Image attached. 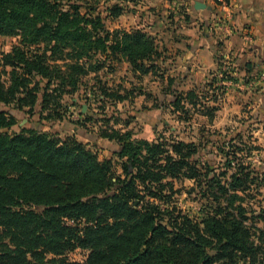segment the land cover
<instances>
[{
	"label": "trees",
	"instance_id": "obj_1",
	"mask_svg": "<svg viewBox=\"0 0 264 264\" xmlns=\"http://www.w3.org/2000/svg\"><path fill=\"white\" fill-rule=\"evenodd\" d=\"M89 1L0 0V37H19L10 52L0 53V67L9 75L8 84L0 80V103L33 113L40 99L37 112L52 111L49 116L58 119L64 96L77 91L90 72L112 70L120 55L134 72H155L159 52L153 38L140 30L107 29L100 10L83 6ZM106 9L113 18L123 7L114 3ZM232 72L231 66L222 70L221 79L234 80ZM216 81L212 77L205 86L214 101L224 88ZM100 87L101 109L130 100L134 91ZM202 92L191 90L186 99L196 104ZM183 99L176 92L172 112L188 121ZM83 116L76 126L101 121L98 135L121 145L117 156L123 177L111 159H100L75 135L4 130L15 119L0 110V264H264V213L262 228L249 226L242 201L233 202L254 178L243 164L229 171L230 158L240 151L261 150L250 125L215 145L223 153L224 169L204 183L224 196L207 194L202 216L190 218L167 203L163 188L173 185L184 161L201 162V144L174 138L168 127V136L136 139L109 126L114 116ZM165 178L170 180L164 183ZM75 248L88 251L85 260L63 257Z\"/></svg>",
	"mask_w": 264,
	"mask_h": 264
},
{
	"label": "crops",
	"instance_id": "obj_2",
	"mask_svg": "<svg viewBox=\"0 0 264 264\" xmlns=\"http://www.w3.org/2000/svg\"><path fill=\"white\" fill-rule=\"evenodd\" d=\"M108 1L123 7L117 17L108 15L106 7L112 5L107 4ZM99 2L104 5L100 12L107 29L140 30L153 38L154 47L159 52L154 61L155 72L150 70L144 74L134 72L124 56L114 60V69L123 65L124 73L130 74L134 82L130 87L120 89V92L125 88L133 89L131 99L117 103L130 104L135 107L136 114L127 116V119L121 118L120 114V117L109 121L110 127L120 132L129 131L133 138L151 142L158 136L154 135L155 129L166 124L169 117L175 120L176 127L192 130L191 134L174 138L215 146L220 139L231 136L234 130L250 125L254 128L252 133H255L253 143L263 147L260 137L264 131V0H224V4L217 0ZM217 55H222V58L217 59ZM225 64L233 68L231 76L234 80L221 79L218 75ZM143 77L144 83L141 81ZM212 77L217 80L214 85L224 86L217 101L212 99L213 91H206L205 87ZM137 81L147 89L138 86ZM191 90H202V101L190 103L186 97ZM176 92L184 96L183 103L189 111L188 121L178 120L172 112ZM138 99L140 105H137ZM40 107L41 100L38 99L35 111ZM86 110L82 111L80 119ZM71 126L69 129L74 133L66 135H75L89 147L99 137L95 133L84 134L82 128L75 124ZM134 131H137L136 136ZM165 131L166 128L162 133Z\"/></svg>",
	"mask_w": 264,
	"mask_h": 264
},
{
	"label": "rangeland",
	"instance_id": "obj_3",
	"mask_svg": "<svg viewBox=\"0 0 264 264\" xmlns=\"http://www.w3.org/2000/svg\"><path fill=\"white\" fill-rule=\"evenodd\" d=\"M90 4L82 3L83 6L87 9L90 6L96 8L98 10H103L104 5L102 2H94L93 0L89 1ZM107 4H112L109 1ZM19 42V37L17 36H1L0 37V53L1 52H10L17 43ZM53 65V64H52ZM3 71V68L0 67V80L5 85L8 84L9 75ZM132 76L124 73V67L121 65L118 69L109 70L107 68H102L98 73H89L87 76L82 78L81 84L79 85L77 91L72 94H66L64 99L62 100V109L59 107L57 110L61 112V116L58 119L53 118L54 112H46V114L41 115L37 111L33 113H25L13 105H4L0 103V110H4L12 115L15 119V123L7 129L8 132L13 133L20 131L22 128L32 129L35 131H46L50 134L59 135L61 138H64L66 134L74 133L72 131V124L75 123L76 120L80 119V115L83 110V105L86 112L89 115H93L94 119H98L100 116L105 113L108 118L120 117L127 119V116H133L136 114L135 107L132 108L130 104H118L116 101V105H111L110 102L107 103V106L104 109H101V102L98 101L97 95L99 93L100 86H105L108 88V92H115L118 90L117 88H121L123 86L130 87L134 82L131 80ZM144 83V77L141 79ZM141 81H137V85L147 89V86L140 83ZM136 85V86H137ZM148 85V82H147ZM103 89V88H101ZM141 102L138 99L137 105H140ZM136 105V106H137ZM51 117V118H50ZM84 119V116L83 118ZM251 123H254L252 121ZM104 127L101 121H92L86 123L84 126H78L82 128L84 134L91 135L95 133L98 135L99 127ZM76 125V124H75ZM169 126L170 132H172V136L174 137H183L187 134H191L192 130H189L188 127L183 130L178 126L173 118H167L166 124H162L158 129H155L154 135L163 134L162 132L165 128ZM175 127V129H174ZM76 128V127H75ZM134 128V126H133ZM136 129L139 130L136 125ZM246 127L244 126L242 130ZM254 129V128H252ZM136 132L134 134L136 136ZM253 132V130H251ZM174 133V134H173ZM166 136L169 134L168 131H165ZM255 133H251L254 136ZM262 136L261 143L263 147L261 151L257 152L254 149H251L249 153L245 150L240 151L236 156V159L230 158L232 160L231 167L229 169L230 172L235 171L239 164H243V166L247 167V171L249 170L252 173V177L254 180L247 184V190L242 193L238 192V195L241 196L240 199H233V202L242 201L243 206L246 209L244 216L248 221V225L252 227L262 228V215L264 211V131L261 132ZM99 136V135H98ZM100 137V136H99ZM99 137L94 139V143L91 145L92 151H94L99 158H111L112 165L114 171L123 177L121 168H120V158L115 154L121 150V145L114 141L107 142L105 140H101ZM83 140V137H78ZM250 143V142H249ZM251 146H254L250 143ZM201 162L194 161L192 157L186 161L184 164H180L179 173L180 175L177 179L173 180V185L170 187L166 186L163 188L164 194H167L166 199L167 203L172 202L171 206H174L176 211H182L183 214L188 215L190 218L200 217L203 214L204 204H206V200L208 199L206 196L209 194L210 196H219L222 198L224 192L220 191L213 185L210 188L206 187L205 181L209 180V176L214 173H219L224 169V158L223 153L219 152L218 146L213 145H201L200 149ZM247 154V155H246ZM196 157V156H195ZM196 170V171H195ZM187 174H192L195 177H189ZM169 178H165L163 182L169 181ZM222 181H227L228 177L225 176L221 178ZM223 184L225 182H222ZM168 187V188H167ZM206 191L205 197L202 196L201 191ZM236 204V203H234ZM39 210V208H38ZM87 250H83L80 248H75L66 252L63 257L71 260V261H83L86 258ZM52 255H48L47 258H51ZM143 264H148L147 262H143ZM157 264H159L157 260Z\"/></svg>",
	"mask_w": 264,
	"mask_h": 264
},
{
	"label": "built area",
	"instance_id": "obj_4",
	"mask_svg": "<svg viewBox=\"0 0 264 264\" xmlns=\"http://www.w3.org/2000/svg\"><path fill=\"white\" fill-rule=\"evenodd\" d=\"M217 2L224 4V0H217ZM226 68H227V65L225 64L223 66V70H226ZM218 75L221 76V73H219Z\"/></svg>",
	"mask_w": 264,
	"mask_h": 264
},
{
	"label": "water",
	"instance_id": "obj_5",
	"mask_svg": "<svg viewBox=\"0 0 264 264\" xmlns=\"http://www.w3.org/2000/svg\"><path fill=\"white\" fill-rule=\"evenodd\" d=\"M85 109V106L83 105V110Z\"/></svg>",
	"mask_w": 264,
	"mask_h": 264
}]
</instances>
